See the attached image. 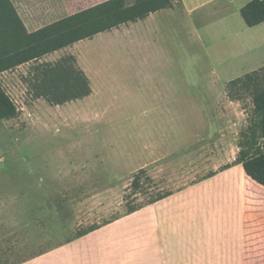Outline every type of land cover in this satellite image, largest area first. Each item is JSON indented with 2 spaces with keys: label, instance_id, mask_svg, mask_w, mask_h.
I'll list each match as a JSON object with an SVG mask.
<instances>
[{
  "label": "rangeland",
  "instance_id": "rangeland-1",
  "mask_svg": "<svg viewBox=\"0 0 264 264\" xmlns=\"http://www.w3.org/2000/svg\"><path fill=\"white\" fill-rule=\"evenodd\" d=\"M204 16V10L192 17L176 6L159 15L146 31L135 23L129 34L116 36L120 34L116 30L45 58L55 61L76 55L99 85L91 100L53 106L34 99L21 79L29 65L0 75L20 109L18 118H0V210L3 217L9 213L14 217L0 222V264L21 263L48 251L41 259L45 264L89 260L91 247L102 237H74L77 230L103 225L127 212L128 205H145L173 190L166 175L148 172L138 190L131 188L140 169L130 178L136 161L123 157L138 149L134 134L144 106L138 99L139 86L202 89L216 80L235 79L239 67L231 75L214 77L219 64L229 71L232 65L264 61V54L253 62L247 52L234 53L233 28L223 26L220 18L207 21ZM240 18L245 24L242 14ZM195 24L201 27L199 34L194 32ZM209 26L213 30L206 40L203 33ZM243 105L250 118L247 99ZM97 111L100 118H94ZM128 178L118 188L120 193H113L110 187ZM7 200L14 204L9 209Z\"/></svg>",
  "mask_w": 264,
  "mask_h": 264
},
{
  "label": "crops",
  "instance_id": "crops-1",
  "mask_svg": "<svg viewBox=\"0 0 264 264\" xmlns=\"http://www.w3.org/2000/svg\"><path fill=\"white\" fill-rule=\"evenodd\" d=\"M250 1L182 0L177 7L192 17L204 10L203 19L207 21L220 18L223 26L233 28L231 50L247 52L255 62L264 54V22L253 27L242 22L241 9ZM12 2L30 32L98 4L96 0ZM169 9L94 38L113 35L116 30L120 31L116 36L129 34L135 23L146 31ZM200 29L198 24L194 25L195 33L199 34ZM210 30H213L210 26L205 28L206 40L211 36ZM222 66L213 69L214 77L231 75L239 67V72L234 73L236 79L261 69L264 61L246 67L232 65L229 71ZM89 78L92 94L77 101L91 100L98 93L96 78L92 75ZM231 81L216 80L202 89L139 86L138 99L143 100L144 106L134 134L138 149L123 158L127 162L136 161L130 178L139 169H145L148 173L166 175L167 184L174 188L162 199L137 211L124 212L85 235H101L102 241L91 247L89 260L79 259L75 264H264V185L236 163L241 132L249 124L250 114L243 101L247 99L252 111L254 104L251 95L233 100L228 90ZM100 117L98 112L94 118ZM128 180L110 189L120 193ZM5 202L7 208L14 205L9 200ZM1 211L0 222L14 218L11 213L3 217ZM108 235L112 239H107ZM49 252L17 264H45L41 259Z\"/></svg>",
  "mask_w": 264,
  "mask_h": 264
},
{
  "label": "trees",
  "instance_id": "trees-1",
  "mask_svg": "<svg viewBox=\"0 0 264 264\" xmlns=\"http://www.w3.org/2000/svg\"><path fill=\"white\" fill-rule=\"evenodd\" d=\"M181 3L182 0H105L30 32L12 0H0V75L29 65L21 79L34 99H45L53 106L82 100L92 94L93 88L77 56L69 53L55 61H46L47 56ZM241 14L250 27L264 22V0H251L241 9ZM228 90L233 100L252 96L254 108L248 126L241 132L236 163L242 164L248 175L264 185V67L232 80ZM19 115L18 105L0 81V118L9 121ZM142 175H147L145 169L134 174L133 190L141 187ZM143 206L128 205L127 212ZM100 226L81 228L74 237L87 235Z\"/></svg>",
  "mask_w": 264,
  "mask_h": 264
}]
</instances>
